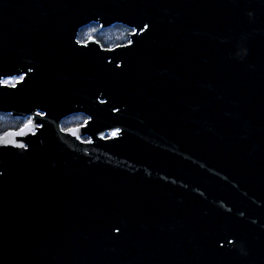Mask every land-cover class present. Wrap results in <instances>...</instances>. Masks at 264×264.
Returning <instances> with one entry per match:
<instances>
[{"label":"water","instance_id":"water-1","mask_svg":"<svg viewBox=\"0 0 264 264\" xmlns=\"http://www.w3.org/2000/svg\"><path fill=\"white\" fill-rule=\"evenodd\" d=\"M0 113V264H264V0H0Z\"/></svg>","mask_w":264,"mask_h":264},{"label":"trees","instance_id":"trees-1","mask_svg":"<svg viewBox=\"0 0 264 264\" xmlns=\"http://www.w3.org/2000/svg\"><path fill=\"white\" fill-rule=\"evenodd\" d=\"M130 32V29L119 24L100 29L97 24L91 23L79 30L77 39L79 42H84L89 38H94L101 46L109 48L127 43ZM21 126V120L0 114V135L7 131L17 130Z\"/></svg>","mask_w":264,"mask_h":264},{"label":"flooded vegetation","instance_id":"flooded-vegetation-1","mask_svg":"<svg viewBox=\"0 0 264 264\" xmlns=\"http://www.w3.org/2000/svg\"><path fill=\"white\" fill-rule=\"evenodd\" d=\"M79 43H84V42H79ZM20 79L21 77L8 79L6 84L10 87L14 86L15 83L19 81ZM19 120H21L22 125H24L28 121V118L19 119ZM89 120H90V117L85 112L76 110V111H73L67 114L61 119L60 127L62 130L78 128V127L86 126V123ZM113 133H115V131L105 132L103 137L106 139L110 137H114L115 135H113ZM79 140L83 143H86L90 140V136L88 134H85L81 136Z\"/></svg>","mask_w":264,"mask_h":264},{"label":"snow or ice","instance_id":"snow-or-ice-1","mask_svg":"<svg viewBox=\"0 0 264 264\" xmlns=\"http://www.w3.org/2000/svg\"><path fill=\"white\" fill-rule=\"evenodd\" d=\"M145 27H147V26H145ZM133 34H135V33H133ZM5 83H7V81L5 82ZM37 115H40L39 113L37 114ZM31 124H32V121L31 120H29L28 121V123L25 125V128L26 129H30V127H31ZM23 129L21 130V133H19V134H22L23 133ZM113 135H116V133H113ZM20 147L22 148L23 147V145H20Z\"/></svg>","mask_w":264,"mask_h":264}]
</instances>
